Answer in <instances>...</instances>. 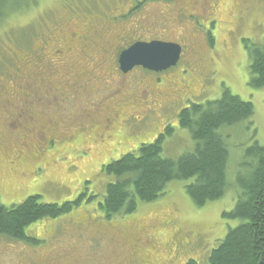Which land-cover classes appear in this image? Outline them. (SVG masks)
<instances>
[{"label":"rangeland","instance_id":"1","mask_svg":"<svg viewBox=\"0 0 264 264\" xmlns=\"http://www.w3.org/2000/svg\"><path fill=\"white\" fill-rule=\"evenodd\" d=\"M166 1L31 0L19 6L4 0L0 202L12 206L33 194L58 204L82 198L71 211L29 225L27 238L0 235V264H209L212 250L241 223L224 213L238 200L235 180L247 170V149L255 141L264 145V87L250 84L248 48L264 44V0ZM58 29L67 32L62 43L44 42V30L55 35ZM71 29L84 32L72 44ZM160 37L181 41L177 67L161 74L142 67L121 72L114 62L119 51L135 39ZM75 43L66 51L67 67L54 53ZM80 43L102 47L88 59ZM225 88L255 108L251 119L220 129L229 149L225 194L198 206L185 190L192 180H173L159 198L108 218L100 203L114 178L103 165L154 141L167 126L173 131L163 142L164 156L193 151L196 140L180 125L181 110L219 99Z\"/></svg>","mask_w":264,"mask_h":264},{"label":"trees","instance_id":"2","mask_svg":"<svg viewBox=\"0 0 264 264\" xmlns=\"http://www.w3.org/2000/svg\"><path fill=\"white\" fill-rule=\"evenodd\" d=\"M29 1L15 0L19 6ZM7 3L0 0V19L6 12L2 6L6 7ZM31 34L34 38L35 33ZM111 40L115 41V38L111 37ZM78 44L66 51L71 53ZM100 47V43H80V55L89 59L93 48ZM248 48L250 84L263 88L264 44L252 43ZM33 50L41 56L39 49ZM254 112L251 101L243 100L228 88L224 89L219 99L204 104L192 103L182 109L180 125L189 129L196 140L194 150L185 152L177 159L164 156L163 142L173 131L172 127L167 126L154 141L142 143L136 150L103 165L102 172L114 178L113 182L108 183L105 199L100 203L106 216L111 218L116 214L134 212L139 202H151L165 194L167 185L173 180H192L186 184L185 190L198 206L221 198L229 184V149L220 129L251 119ZM246 158L249 159L247 170L238 173L235 180L241 188L238 200L232 211L224 213L226 217L239 219L241 223L229 229L221 243L212 250L209 264H264V145L255 141L247 149ZM81 196L62 204L41 202L38 194L30 195L12 206L0 202V235L27 238L29 225L45 217L54 218L71 211L80 204ZM185 264H197V261L190 259Z\"/></svg>","mask_w":264,"mask_h":264},{"label":"water","instance_id":"3","mask_svg":"<svg viewBox=\"0 0 264 264\" xmlns=\"http://www.w3.org/2000/svg\"><path fill=\"white\" fill-rule=\"evenodd\" d=\"M181 51V46L173 42H136L121 53L120 68L124 73L135 66H143L152 71L166 70L178 63Z\"/></svg>","mask_w":264,"mask_h":264},{"label":"flooded vegetation","instance_id":"4","mask_svg":"<svg viewBox=\"0 0 264 264\" xmlns=\"http://www.w3.org/2000/svg\"><path fill=\"white\" fill-rule=\"evenodd\" d=\"M169 1L170 0H167L166 2L169 4ZM68 32H69V35H68L69 38H68L67 42L70 40V43H71V41H75L76 39L82 38L83 37V34L82 33H84V32H81L80 29H71ZM96 32H98L99 34H102L100 31H96ZM62 33H65L62 29H58V31H57V33L55 35H54V31H46V30H44L41 35H42V37L44 39V42H53L55 40L56 43H62L63 40H64V39H62L63 37L62 38L60 37V35ZM65 34H67V32ZM84 36H85V34H84ZM89 37H87V38H89ZM155 39L166 40V41H173V40H170V39H162V38H155ZM150 40H154V39H150ZM150 40H146V39H136L134 42H136V41H150ZM71 46H69V47H71ZM69 47H68V49H69ZM69 50H72V49L70 48ZM54 54H55V56H56V58L58 60H63V62L67 63V67L70 66L68 64V62H67V59L65 58L66 50L64 49L63 46H62V48H59V49L55 50V53ZM2 89H3V87H2ZM110 120H111L110 118H108L106 120L107 121L106 127H109Z\"/></svg>","mask_w":264,"mask_h":264},{"label":"bare ground","instance_id":"5","mask_svg":"<svg viewBox=\"0 0 264 264\" xmlns=\"http://www.w3.org/2000/svg\"><path fill=\"white\" fill-rule=\"evenodd\" d=\"M83 57V56H82Z\"/></svg>","mask_w":264,"mask_h":264}]
</instances>
